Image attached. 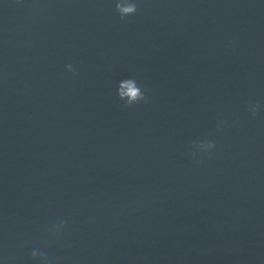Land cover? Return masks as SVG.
Listing matches in <instances>:
<instances>
[{"label": "water", "instance_id": "95a60500", "mask_svg": "<svg viewBox=\"0 0 264 264\" xmlns=\"http://www.w3.org/2000/svg\"><path fill=\"white\" fill-rule=\"evenodd\" d=\"M128 2L0 0V257L264 264V0Z\"/></svg>", "mask_w": 264, "mask_h": 264}, {"label": "clouds", "instance_id": "9594fccd", "mask_svg": "<svg viewBox=\"0 0 264 264\" xmlns=\"http://www.w3.org/2000/svg\"><path fill=\"white\" fill-rule=\"evenodd\" d=\"M119 15L123 17H128L135 15L137 12V3H129L128 0H121V4L119 7L116 8ZM69 71L72 70V65L66 66ZM141 100L144 99V92H142L140 98ZM260 105L259 104H249L248 110L249 112L255 116L257 111L259 110ZM218 129L221 127L220 125L217 126ZM192 148L194 151L192 152L193 156H196L200 153H211L216 148V144L211 140H201V141H194L192 144ZM64 224L61 222L56 228L55 231L59 232L63 229ZM31 257L33 261H39L40 264H48V258L47 256L40 252L37 249H33L31 252ZM0 264H5V260L0 257Z\"/></svg>", "mask_w": 264, "mask_h": 264}]
</instances>
